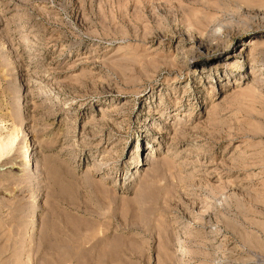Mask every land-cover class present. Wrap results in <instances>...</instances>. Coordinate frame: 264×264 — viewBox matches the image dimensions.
Returning a JSON list of instances; mask_svg holds the SVG:
<instances>
[{"label": "rangeland", "instance_id": "1", "mask_svg": "<svg viewBox=\"0 0 264 264\" xmlns=\"http://www.w3.org/2000/svg\"><path fill=\"white\" fill-rule=\"evenodd\" d=\"M0 264H264V0H0Z\"/></svg>", "mask_w": 264, "mask_h": 264}]
</instances>
